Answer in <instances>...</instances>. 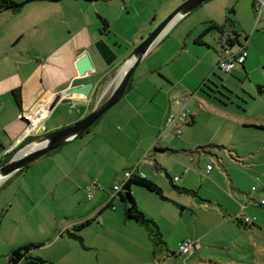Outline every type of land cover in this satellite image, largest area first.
Masks as SVG:
<instances>
[{
    "label": "crops",
    "instance_id": "crops-1",
    "mask_svg": "<svg viewBox=\"0 0 264 264\" xmlns=\"http://www.w3.org/2000/svg\"><path fill=\"white\" fill-rule=\"evenodd\" d=\"M183 1L37 0L24 4L18 12L1 14L0 165L4 153L19 149L14 142L29 125L30 137H41L83 118L107 98L120 64ZM197 9L172 24L142 58L123 97L104 113L108 117L104 131L140 133L134 117L144 123L141 127L155 131L162 128L168 112L182 109L189 116L185 125H189L194 115L187 110L188 92L199 90L197 67L207 57L200 48L213 50L204 38L213 31L207 33L203 23L192 25L188 20ZM100 19L109 25L106 35L100 33ZM205 20L228 29L214 18ZM99 40L117 56L110 66H105L97 53L95 43ZM85 49L93 69L80 77L75 64ZM86 83H93L88 97L68 94L71 88ZM15 91L20 95V108L13 97ZM175 96H188L186 105L181 100L175 103ZM21 114L29 116L30 122L21 119ZM119 119L124 125L117 130ZM153 136L150 146L155 154L167 153L164 144L156 147ZM109 147L81 136L0 182V264H7L13 250L29 243L73 245L75 241L67 239L66 231L90 218L93 207L82 201L87 195L90 162L103 154L122 158L114 146ZM163 170L171 184L168 170ZM96 181L102 185L99 178ZM102 196L97 194L96 202L103 204ZM35 251L32 256L51 260ZM100 257L98 254L96 261Z\"/></svg>",
    "mask_w": 264,
    "mask_h": 264
},
{
    "label": "rangeland",
    "instance_id": "rangeland-1",
    "mask_svg": "<svg viewBox=\"0 0 264 264\" xmlns=\"http://www.w3.org/2000/svg\"><path fill=\"white\" fill-rule=\"evenodd\" d=\"M254 2L211 0L189 16L192 25L208 26L205 19L214 18L228 27L223 30L227 34L233 29L248 56L229 73L219 70V33L204 36L213 50L200 48L207 57L197 67L199 90L188 92L187 110L194 115L193 123H179V136L163 128L141 127L144 123L135 117L132 120L140 133L107 132L103 130L108 121L104 114L82 135L85 141L114 146L122 158L103 154L92 159L88 184L94 182L96 187L87 192L92 195L90 201L82 200L93 205L90 219H94L80 233L85 249L77 242L46 244L35 251L51 259L45 264H264V206L259 205L264 199V8L257 13ZM122 125L124 121L119 119L115 127L120 130ZM153 133L156 147L164 144L167 153L155 154L150 146ZM128 163L133 165L126 166ZM208 165L212 172L207 171ZM135 168L157 183L168 199L131 188L138 210L161 233L163 243L155 253L148 230L124 218L117 197L110 201L113 187L125 184V173ZM164 168L172 184L183 190L172 187ZM96 178L102 185L96 184ZM100 192L103 204L96 202ZM108 203L113 208L99 215ZM241 217L250 221L243 226L235 220ZM186 239L196 241L198 248L190 256L180 257L176 253Z\"/></svg>",
    "mask_w": 264,
    "mask_h": 264
},
{
    "label": "water",
    "instance_id": "water-1",
    "mask_svg": "<svg viewBox=\"0 0 264 264\" xmlns=\"http://www.w3.org/2000/svg\"><path fill=\"white\" fill-rule=\"evenodd\" d=\"M208 0H184L173 12H171L158 26H156L144 40H142L129 54V56L118 67L115 85L109 96L100 104H97L91 112L69 126L45 134L22 148L18 149L13 156L0 165V182L46 154L55 151L64 144L69 143L86 133L92 125L112 106H114L124 95L132 74L136 70L142 58L165 31L177 20L183 18L190 12L202 6ZM95 48L105 66L115 62L117 56L104 40L95 43ZM76 62L77 73L80 77L93 69V64L87 50H83ZM93 83H86L68 90L70 95H81L88 97Z\"/></svg>",
    "mask_w": 264,
    "mask_h": 264
},
{
    "label": "trees",
    "instance_id": "trees-1",
    "mask_svg": "<svg viewBox=\"0 0 264 264\" xmlns=\"http://www.w3.org/2000/svg\"><path fill=\"white\" fill-rule=\"evenodd\" d=\"M34 1H37V0H22L21 2H15L13 0H0V15L3 13L18 12L24 4L34 2ZM206 31H207V33L209 31H215V32L219 33V36H220L219 38H221L222 36L228 37L230 39V46L229 47L233 52H234L235 48L238 51L245 50L244 46H241L240 43L238 42L239 35L234 33V32H232L231 34H225L224 35V31L221 28H219L218 26H215L213 24H210V23L208 24ZM108 32H109V25H108L107 21L104 19H100V33L102 35H106ZM245 41H246V38H245ZM238 51H236V52H238ZM246 59H247V55H246L245 60ZM244 62L240 65H243ZM217 69H219V68L217 67ZM13 97H14V100L16 102L17 107L20 108L21 100H20L19 93L16 91L13 92ZM192 122H193V119L190 121V123H192ZM190 123H189V125H190ZM32 141H34V137H30V136L27 137L23 141V143L20 144L19 149L21 147H23L24 145L32 142ZM16 151H14L13 153H9L6 156L3 163L7 162L13 156V154ZM52 152H54V151H52ZM52 152H50L48 154H51ZM48 154H46V155H48ZM27 167H25L23 170H25ZM171 184H172V182H171ZM121 185H122V183H121ZM121 185H119V186H121ZM132 186L145 189L149 193L155 194L156 196H158L163 201H167L168 199L163 195L161 188L158 187L155 183H153V182H151L145 178L133 176L132 178L128 179L125 184H123L121 186V189L116 193L115 197L111 200V201H113L117 197V199L120 201V203L123 204L122 207H123L124 218L126 220L134 221L135 223L143 226L145 229L148 230V236H149V238H151V241L153 243L154 253H155L156 252L155 249L158 247V245L160 243H163L161 241V233L159 231V228L155 224V222H153L152 220L146 219L144 214L138 210V208L135 204L136 202L131 195ZM172 187L176 190H179V191L183 190V189L178 188L177 186H175L173 184H172ZM185 192H187V191H185ZM87 196L88 195H86V200L90 201L91 199H88ZM107 208L112 209L113 207L110 206V203H108L99 210L98 214L100 215L104 211V209H107ZM92 220H94V219L88 218V219L84 220L83 222H80L79 224L74 225L71 229L67 230L66 231L67 239L79 243L80 246L83 249H85V246L83 243V238L81 237L80 233L85 227H87L88 225L91 224ZM235 220L239 221L240 224H242L243 226L246 225L245 223H242L239 218H235ZM45 245H46L45 243H41V242L29 243V244L23 245V246L15 249L11 252V254L8 257L7 264H45V261L43 259L31 255L32 251L37 250V249H41ZM176 255H178V253H176Z\"/></svg>",
    "mask_w": 264,
    "mask_h": 264
},
{
    "label": "built area",
    "instance_id": "built-area-1",
    "mask_svg": "<svg viewBox=\"0 0 264 264\" xmlns=\"http://www.w3.org/2000/svg\"><path fill=\"white\" fill-rule=\"evenodd\" d=\"M254 8L255 11L258 13L261 12V10L264 8V2L261 0H255L254 2ZM218 44L220 46L221 49V60L218 63L217 67L220 70H224L226 73H229L231 70H233L236 66V64H242L245 61L246 58V51L242 50V51H238L236 53H234L231 49H230V39L226 36H222L221 38L218 39ZM179 100H181L183 102V105H186V102L188 100V96H184V97H178L175 96L174 98V102L177 103ZM21 119L30 122V117L27 115H23L21 114L19 116ZM187 122V114L186 112L182 110H180L178 113L176 114H166L164 117V122L162 125L163 129H167V130H171L173 133H175L177 136L180 135V130L178 129V125L179 123H186ZM29 125V123H28ZM31 134V130H30V125L28 126V128H26L25 132H23V134H21L18 139L15 140L14 142V146H20L21 143H23V141L29 137V135ZM10 152H6L4 153V156H7ZM210 170V166L207 167V171ZM133 176H138L140 178H144V174L139 173L138 169H132L128 172L125 173V179L128 180L130 178H132ZM123 185V184H122ZM121 185V186H122ZM121 186L119 185H115L113 187L112 192L110 193V201L115 197L116 193L121 189ZM89 190H91L92 188H95L96 185L94 182H90L88 185ZM254 188H252L253 190ZM88 199L92 198V195H88L87 196ZM260 206H264V200H260L259 202ZM245 206H241V209H244ZM240 221L242 223L247 224L250 220L248 217H244V218H239ZM198 248L197 242L191 239H186L184 240L180 246H179V250H178V255L181 257H187L190 256L191 254L194 253V251Z\"/></svg>",
    "mask_w": 264,
    "mask_h": 264
},
{
    "label": "bare ground",
    "instance_id": "bare-ground-1",
    "mask_svg": "<svg viewBox=\"0 0 264 264\" xmlns=\"http://www.w3.org/2000/svg\"><path fill=\"white\" fill-rule=\"evenodd\" d=\"M1 180V179H0Z\"/></svg>",
    "mask_w": 264,
    "mask_h": 264
}]
</instances>
